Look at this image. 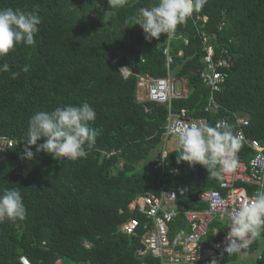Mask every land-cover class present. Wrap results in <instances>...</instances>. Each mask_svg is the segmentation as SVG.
Segmentation results:
<instances>
[{
    "label": "trees",
    "instance_id": "16d2710c",
    "mask_svg": "<svg viewBox=\"0 0 264 264\" xmlns=\"http://www.w3.org/2000/svg\"><path fill=\"white\" fill-rule=\"evenodd\" d=\"M155 2L128 0L106 20L108 0H0V9L35 11L41 17L36 44L15 46L0 59V64H10L8 73L0 72V193L20 188L27 210L24 221L0 223V264H20L21 257L30 264H153L152 257H136L141 229L127 236L121 227L130 218L145 221L128 205L155 193L159 175L153 166L165 149L169 114L184 111L201 126L225 120L235 132L236 121L247 119L245 138L264 145V0H207L177 26L174 39L162 34L149 41L139 25L124 28L126 18ZM197 16H206V23L195 25ZM199 31L231 60L225 82L213 96L219 105L215 113L206 110L211 92L199 79L205 54ZM166 49L174 61L172 76L185 83L186 98L173 100L170 108L139 102L140 77L166 76ZM12 72L19 73L15 80ZM83 102L95 110L93 126L101 130L95 144L86 146V157L56 160L33 146V158H23L35 112ZM178 156L177 148L164 160L167 184L187 191L177 198L179 216L169 225L171 232L185 227L186 211L206 207L199 193L219 185V177L178 161ZM252 156L249 145L240 141L238 162L247 163ZM242 185L247 184H236Z\"/></svg>",
    "mask_w": 264,
    "mask_h": 264
},
{
    "label": "clouds",
    "instance_id": "9594fccd",
    "mask_svg": "<svg viewBox=\"0 0 264 264\" xmlns=\"http://www.w3.org/2000/svg\"><path fill=\"white\" fill-rule=\"evenodd\" d=\"M206 2L207 0H156L151 7L140 8L137 16L126 18L123 26L127 29L129 24L139 25L146 40L159 39L162 34L173 33L178 25L184 24L194 12L200 11ZM108 4L111 7L105 11L106 20L116 14L113 9L118 10L127 5L128 0H108ZM40 24L41 17L35 11L11 7L0 9V59L8 56L15 46L21 44L34 46ZM127 69L125 67L121 71ZM9 71L8 62L0 64V72ZM18 75V72H12L11 79L15 80ZM176 82L183 83L177 80ZM141 92L138 91V98ZM138 101L146 102L139 99ZM165 106L170 108L168 105ZM185 119L190 120L186 117ZM95 120L96 112L87 102L79 105H60L51 111L35 112L29 119L23 141L25 144L23 158L27 160L33 158V146L36 153L44 152L56 160L86 157V146L91 148L101 132L99 128L93 126ZM163 139L164 151L169 152L166 144L172 138L165 139L163 134ZM38 141L43 142L38 144ZM177 142L178 161H183L189 166L200 165L211 177L233 172L238 166L236 153L240 148V138L235 132L234 125L227 121L218 122L215 126L207 124L187 126L179 134ZM260 187L264 189V183H261ZM26 215L27 210L20 188L4 189L0 193V223L5 220L13 223L24 221ZM227 227L230 240H243L249 233L255 234L258 230L264 229V190L234 209ZM212 264L217 262L213 260Z\"/></svg>",
    "mask_w": 264,
    "mask_h": 264
},
{
    "label": "built area",
    "instance_id": "2783aa9c",
    "mask_svg": "<svg viewBox=\"0 0 264 264\" xmlns=\"http://www.w3.org/2000/svg\"><path fill=\"white\" fill-rule=\"evenodd\" d=\"M206 18V16H197L194 24L205 23ZM221 24L219 30L223 28ZM200 33L201 31H199V35L202 50L205 54L201 59L203 70L199 74V79L211 92L210 104L206 110L215 113L218 105L215 103L213 96L215 93L220 92L221 85L225 82L224 70L231 67V60L218 54L211 37ZM174 37L172 33L169 34L170 39H174ZM181 54L179 52V55ZM164 55L167 68L165 77L151 78L144 76L139 78L137 87L139 91L143 92L141 98H138L140 101L144 100L157 105L170 106L173 100L186 98L187 92L183 87H177L176 80L171 75L170 67L173 64V58L168 49L164 50ZM124 73L129 74L128 72ZM144 109L147 112V107H144ZM236 123L239 128L236 133H238L240 141L249 145V148L253 151V156L247 163L238 162V166L233 172L222 173L219 176L217 190L197 195V198L206 205V208L185 212L184 220L190 227V231L179 230L172 238L169 235V225L179 216L174 203L178 197H185L187 191L182 187L172 188L167 184V176L164 174V160L167 157V152L163 151L161 160L153 166L159 175L155 193L140 196L129 206L131 212L139 211L146 221L141 224L139 220L130 218L121 227V232L128 236L135 235L139 229L143 232L141 237L143 249L136 252L138 257L148 252L159 258V264H212L213 260L217 264H223L225 257L249 250V246L254 241V237L250 233L243 240H230L227 233L220 240L210 242L207 248L200 244L201 239L207 233L208 225L216 216L225 217L230 221L234 209L246 203L249 198L254 197L259 191L264 190L260 187L261 183H264V145L245 138L242 128L248 126L247 119L237 120ZM192 124L201 125L200 121L186 120L184 111L177 115L170 114L166 121L165 139L174 138L178 141V136L182 130ZM11 146V143H8L6 148ZM112 154L114 153L107 154V157ZM238 183L247 185L236 186ZM245 186L253 189L252 194H248ZM223 191L226 193L224 194ZM178 247H182L181 252L176 251ZM19 262L20 264H30L25 257H21ZM55 264L61 263L58 261Z\"/></svg>",
    "mask_w": 264,
    "mask_h": 264
},
{
    "label": "crops",
    "instance_id": "0c3cea01",
    "mask_svg": "<svg viewBox=\"0 0 264 264\" xmlns=\"http://www.w3.org/2000/svg\"><path fill=\"white\" fill-rule=\"evenodd\" d=\"M180 85H182L184 87V84L181 83ZM141 95H142V92H141ZM177 149V146L174 147V149H168L169 151H174ZM180 187V186H179ZM183 188V187H182ZM245 189L247 190L248 194H252V191H249L250 190H253L251 187L249 188L248 186H245ZM217 190V189H216ZM211 191V190H209ZM208 192V191H206ZM202 193H205V192H202ZM223 193L225 194L226 192L223 191ZM136 200V199H135ZM177 201V200H176ZM134 202V201H133ZM131 202L129 205H128V209H129V206L133 203ZM203 203V202H202ZM174 207L176 208L177 210V207H176V202L174 203ZM206 208V207H205ZM204 208V209H205ZM194 211V210H193ZM131 212V211H130ZM187 212V211H186ZM146 221V220H145ZM144 221V222H145ZM175 222V221H174ZM173 222V223H174ZM172 223V224H173ZM186 223V222H185ZM229 223V220L226 219L225 217H220V216H216L211 222L210 224L208 225V229H207V233L206 235L201 239L200 241V244L207 248L209 247V243L212 242V241H218L220 240L222 237H224L227 233H228V227H227V224ZM175 231L172 230V232L170 231V227H169V235H170V238H172L175 233L179 230H184L186 232H189L190 231V227H188L187 223L185 224V227L183 228H174ZM253 237H254V241L252 243L255 244L251 247V249H249L248 251H241V252H237L235 255L232 256V258L230 259H227L225 264H264V261H261V258H262V254L264 253V229H261V230H258L255 234L253 233H250ZM137 235V233L135 234V236ZM128 236V235H127ZM131 236V235H130ZM141 237L142 235L140 236V243H141ZM142 245V243H141ZM182 247H178L176 249L177 252H181ZM143 249V245H142V248ZM136 257L137 254H136ZM142 258L143 257H152L154 260V263L153 264H159L160 263V260L159 258L151 255L150 253L146 252L143 256H141ZM144 264H152V263H144Z\"/></svg>",
    "mask_w": 264,
    "mask_h": 264
},
{
    "label": "rangeland",
    "instance_id": "374dc122",
    "mask_svg": "<svg viewBox=\"0 0 264 264\" xmlns=\"http://www.w3.org/2000/svg\"><path fill=\"white\" fill-rule=\"evenodd\" d=\"M183 84L185 85V83L183 82ZM176 85H177V87L178 88H180V84H179V82H176ZM186 89V88H185ZM187 91V90H186ZM177 144H178V142L175 140V139H170L168 142H167V144H166V148H167V150L169 149H174V147L175 146H177ZM143 165L144 164H142V165H140V167L141 168H143Z\"/></svg>",
    "mask_w": 264,
    "mask_h": 264
},
{
    "label": "water",
    "instance_id": "95a60500",
    "mask_svg": "<svg viewBox=\"0 0 264 264\" xmlns=\"http://www.w3.org/2000/svg\"><path fill=\"white\" fill-rule=\"evenodd\" d=\"M136 75H138V73Z\"/></svg>",
    "mask_w": 264,
    "mask_h": 264
}]
</instances>
